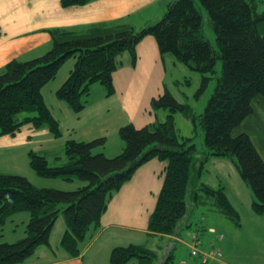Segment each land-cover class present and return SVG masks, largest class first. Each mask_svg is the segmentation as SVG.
<instances>
[{
    "label": "trees",
    "instance_id": "trees-1",
    "mask_svg": "<svg viewBox=\"0 0 264 264\" xmlns=\"http://www.w3.org/2000/svg\"><path fill=\"white\" fill-rule=\"evenodd\" d=\"M88 1L60 0V4L81 5ZM197 1L213 27L216 47L204 35L201 10L195 0H170L156 22L139 29L123 21L48 28L51 46L44 54L28 60L12 59L0 70V136L14 135L28 124L35 129L45 127L54 137H60L58 120L44 102L41 88L56 76L67 59L74 58L73 67L55 90V96L73 112L81 111L92 84L98 82L104 85L107 95L113 93L112 73L118 67L117 56L128 52L133 62L136 44L146 35L154 37L161 56L171 53L202 74L196 96L206 89L212 77L216 78L200 114L178 102L166 88L152 97L151 108L165 109V119L141 127L131 123L120 126L118 136L123 147L112 157L93 151L104 145L103 136L87 141L67 139L63 158L56 157V164L43 154L28 151V166L38 176L77 179L82 184L75 189L36 186L21 174L0 172L1 229L10 216L28 214L21 237L0 241V264L21 262L37 246H50V231L60 211L66 223L60 247L68 256L79 255L80 243L90 229L100 226L112 194L151 158L163 160L166 165L148 217L149 234L161 238L179 235L183 225H191L192 211L201 206L240 225L239 213L223 187L197 181L204 160L211 155L230 157L241 180L252 191L251 211L264 215V158L248 131L250 117L255 113L253 100L264 105V7L259 9L262 0ZM218 59L221 70L216 75ZM177 111L190 118L194 126L200 125L206 151L198 149L191 137L178 134L173 119ZM195 231L200 235L199 227L191 233ZM172 256L170 252L163 263L167 264ZM157 258L153 249L134 243L114 246L109 254L111 264H124L131 259L153 264ZM201 262L206 264L208 260Z\"/></svg>",
    "mask_w": 264,
    "mask_h": 264
},
{
    "label": "crops",
    "instance_id": "crops-1",
    "mask_svg": "<svg viewBox=\"0 0 264 264\" xmlns=\"http://www.w3.org/2000/svg\"><path fill=\"white\" fill-rule=\"evenodd\" d=\"M169 1L90 0L81 5L62 6L60 0H0V70L12 59L28 60L44 54L51 46L48 28H81L91 23L123 21L139 29L158 20ZM135 53L136 58L133 62L128 52L117 56L118 67L112 73L113 93L107 95L104 88L92 84L85 98L84 108L77 113L55 96V90L66 79L74 64V58H69L70 62H67V59L58 69L56 76L41 88L44 102L58 120L61 136L54 137L47 128L35 129L28 124L22 126L14 135L0 136V166L5 168L0 169V172L21 174L36 186L65 188L59 181V179L64 181L63 179L44 178L29 168L27 157L29 150L43 154L52 161V164H56V157L63 158V145L67 139L87 141L103 136L104 145L94 148L93 151L111 157L119 153L123 147V142H117L113 146L114 151L111 153L106 151L107 142L110 146L107 137L111 132L117 131L118 134V128L129 120L130 122L127 123L141 127L158 119L159 110L157 112L151 108L150 99L161 94L165 85L166 54L160 55L156 40L151 35L144 36L136 44ZM60 72L62 74L56 80ZM92 87L98 90L97 99L89 100L88 97L94 89ZM111 112L119 114L128 112L132 115L127 121H119L120 118L117 117L115 120ZM165 165L166 162L158 158L149 159L112 194L100 218V226L97 229H90L84 241L80 243L79 255L68 256L60 247L61 235L66 228L62 213L61 218L57 217L60 220L56 223V219L50 231V246H37L30 256L15 264H111L109 262L111 247L118 245L117 242L124 233L158 237L148 233L147 224L162 185ZM229 200L239 213L240 225H235L223 215L209 210L208 212H212L217 217L215 222L220 223L215 231L213 228L215 222L208 220L202 212L196 216L195 212L198 209L196 208L189 217L191 225H183L179 235L158 237L159 242L156 246L161 250V254L168 241L174 242L172 251L177 244L187 248L186 240L189 237L186 233L187 229L192 231L199 227L200 247L217 246L222 250L220 258L206 264H264V215L251 211L252 193L248 197V209L244 210V217L230 198ZM18 218L19 221L16 223ZM27 218L28 214L25 212L10 216L6 223L15 226L10 230H16L19 224L22 227L19 232L11 230L14 233L5 240L13 241L21 237ZM108 229L115 231L111 235L105 234ZM184 229L186 235L183 234ZM217 233H222V238H217ZM113 234L120 235L112 242L110 236ZM103 236L104 239L99 241ZM180 236L183 240H180ZM127 242L135 241L128 239ZM140 244H144L143 241ZM158 244H161V247ZM239 251H242V254ZM241 258L243 263L239 261ZM124 264H141V262L132 259ZM153 264L161 263L158 259ZM194 264H202V262L195 258Z\"/></svg>",
    "mask_w": 264,
    "mask_h": 264
},
{
    "label": "rangeland",
    "instance_id": "rangeland-1",
    "mask_svg": "<svg viewBox=\"0 0 264 264\" xmlns=\"http://www.w3.org/2000/svg\"><path fill=\"white\" fill-rule=\"evenodd\" d=\"M195 2L200 7V10H201L204 35L206 38H208V40L211 42V44L214 47H216L214 31H213L212 25L210 24L208 15H207L206 11L201 7L199 2L197 0H195ZM263 7H264V0H262L260 2L259 9H262ZM156 21L157 20L150 22V24H152ZM164 58H165V66H166V71L164 74L165 85H164L161 93H163L165 88H166V89H168V91L172 94V96L178 102L189 105L191 107L192 111L196 114L202 113V111L205 107L206 101H207L208 97L210 96V94H211V92L215 86L216 78L212 77L208 81L206 89L201 91V93H199V95L196 96V92H197V90L201 84L202 74L200 72L190 68L188 65L182 63L181 61H178L171 53H167L166 57H164ZM67 62H70V59H68ZM215 68H216V75L217 74L219 75L220 70H221V60L220 59L217 60ZM61 74L62 73L60 72L59 75L57 76L56 80H58L60 78ZM94 84H95L94 86H100L101 88H104L106 91V88L104 87V85H102L98 82L94 83ZM92 88H94V89L91 91V93L88 97L89 100L97 99L96 95H97L98 90L95 89V87H92ZM45 95L47 98L46 91H45ZM252 104H253V107L255 109V113L253 116L250 117V119H252V124H251V127L248 128V131H249V133H251L252 139H253L258 151L261 153V155L264 158V145L262 143V142H264V105L257 100H253ZM52 109H54V108H52ZM157 112H158V110H157ZM166 113H167V111L165 109H159L158 121H163L166 117ZM111 114H114L115 120L117 119V117L120 118L119 121H127L128 117L132 115L131 113H128V112L124 113V114L123 113L119 114L117 112L116 113L111 112ZM173 119H174V126H175L179 135H182L184 137H191V141L196 145V147L198 149L206 151V147L203 143V138H204L203 131H202L199 124H196V126H194V124L192 123L190 118H188L181 111L175 112L173 114ZM127 122H130V120ZM127 122H125V123H127ZM62 128H63V125H62ZM93 132H95V130H93ZM107 140L110 142V146L107 142V150L106 151L108 153H111V151H114L113 149H115V148H113V146L117 142H122L121 139L119 138L118 134H117V131L115 133L111 132L108 135ZM99 147H101V146H99ZM96 148H98V147H96ZM0 169H5V168L3 166H0ZM13 171H15V169ZM8 173H10V172H8ZM38 178H41V177H38ZM59 181L64 184L65 188H62V189H67V188L68 189H75L78 185L82 184V182H80L77 179H75L73 181H65V180L61 181L59 179ZM197 181H198V183H199V181H202V182H204V183H206V184H208L214 188L222 186L227 197H229L231 199V201L234 203V205L236 207H238V209L241 211L242 216L244 217V210L248 209L247 208V200H248V197L251 195L252 191L241 180V178L237 172V169L235 168V166H234V164H233V162L229 156H212V155L208 156V158L205 159L203 162V168H202L201 176H200L199 180H197ZM63 184H61V185H63ZM208 211L209 210H207L206 207L201 206V207H198L197 211L195 212V215L199 216L200 212H202L208 220H212L215 222L217 217L214 214H212V212H208ZM61 214H62V212L60 211V213L58 215L59 218H61ZM217 216L222 218L220 215H217ZM58 220H60V219H57L56 223L58 222ZM18 221H19V218L15 222L18 223ZM214 225L216 226V228H215V226L213 228L216 231L217 227L220 225L219 221H216L214 223ZM13 227H15L14 224L8 225V223H6V225H4L1 229V225H0V238H2V239H0V241H8L5 239L7 237L9 239V236H11L12 233L19 232L21 230L20 228L22 226L19 224V226L16 227V230L14 232L10 230V228H13ZM114 231H115V229H108L105 231V234L111 235ZM186 233H187V235L190 234L191 230L187 229ZM186 233H185V229H184L183 234L186 235ZM119 235L120 234H113L112 236H110V240L113 242V239ZM104 237L105 236L101 237V239H99V241L104 239ZM142 238H143V240H142ZM128 239H130L131 241L140 242V243H141V241H143V243L145 245L144 244H142V245H144L150 249H153L157 253V256H158L157 260L159 259L160 263L164 264V263H162L163 256L160 252L161 250L159 248H157V246H156V243L159 242L158 237L138 235L136 233H131V234L124 233L121 240H118L117 243H118V245H127V244H129V242H127ZM9 242H11V241H9ZM135 242H130V243L140 244V243H135ZM118 245H114V246H118ZM158 245L160 246L161 244H158ZM114 246H112L111 248H113ZM214 247L215 246H211L208 248H202V247L201 248L203 250H208L209 248H214ZM228 252H229V250L227 251L226 255H228ZM239 252L242 254V251H239ZM172 253H174L172 256V259L169 260L167 264H179L181 261L187 262L188 264H194V259L197 258L196 256L191 255L189 253L188 249L182 244H177L176 248H174ZM229 254H231V252ZM232 254L235 257L234 251ZM95 261H96V259H95ZM239 261L241 263H243V258H241V260H239ZM141 264H144V263L141 262Z\"/></svg>",
    "mask_w": 264,
    "mask_h": 264
},
{
    "label": "built area",
    "instance_id": "built-area-1",
    "mask_svg": "<svg viewBox=\"0 0 264 264\" xmlns=\"http://www.w3.org/2000/svg\"><path fill=\"white\" fill-rule=\"evenodd\" d=\"M218 237L221 238L222 234H218ZM189 252L191 255L198 256L201 260H210L216 259L221 256V250L219 248H209L208 250H203L199 246V233L198 231L192 232L189 239ZM183 264H188L184 262Z\"/></svg>",
    "mask_w": 264,
    "mask_h": 264
},
{
    "label": "water",
    "instance_id": "water-1",
    "mask_svg": "<svg viewBox=\"0 0 264 264\" xmlns=\"http://www.w3.org/2000/svg\"><path fill=\"white\" fill-rule=\"evenodd\" d=\"M173 243V241H168L167 244L164 246L162 250L163 260H165L167 255L170 253Z\"/></svg>",
    "mask_w": 264,
    "mask_h": 264
},
{
    "label": "bare ground",
    "instance_id": "bare-ground-1",
    "mask_svg": "<svg viewBox=\"0 0 264 264\" xmlns=\"http://www.w3.org/2000/svg\"><path fill=\"white\" fill-rule=\"evenodd\" d=\"M163 256V255H162ZM167 258V257H166ZM166 260V259H165Z\"/></svg>",
    "mask_w": 264,
    "mask_h": 264
}]
</instances>
